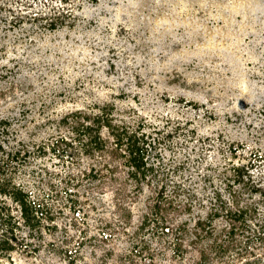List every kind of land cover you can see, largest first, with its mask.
<instances>
[{"label": "rangeland", "instance_id": "1", "mask_svg": "<svg viewBox=\"0 0 264 264\" xmlns=\"http://www.w3.org/2000/svg\"><path fill=\"white\" fill-rule=\"evenodd\" d=\"M1 188L0 264H264V0H0Z\"/></svg>", "mask_w": 264, "mask_h": 264}, {"label": "trees", "instance_id": "2", "mask_svg": "<svg viewBox=\"0 0 264 264\" xmlns=\"http://www.w3.org/2000/svg\"><path fill=\"white\" fill-rule=\"evenodd\" d=\"M130 137V135L127 137V139ZM136 140V139H135ZM134 138H132L128 143L127 142H124L122 141L121 137L117 138V147H120L122 143H125V148L127 150V155H128V160L131 161V163L135 166V168H137L136 170H134V172L132 171V174L131 176L132 177H137L136 173L137 172H141L143 175L145 174L146 170L147 169H150L151 167H149V165H146L145 164V160H144V152L141 151V147H139L138 145H136V142H135ZM129 144V145H128ZM123 154V153H122ZM100 176V175H99ZM103 176V175H101ZM104 177V176H103ZM14 188V187H13ZM2 190V188L0 189ZM18 190L17 193L16 191H11L10 190V193L11 195L13 194V199L18 201L19 204H20V210H21V215L22 217H24V222L25 223H30V219H31V212H32V202L30 200L32 199H27L26 195L28 196V193H26L23 189H16ZM35 204V202H34ZM38 210L40 211L41 215L43 214V212L45 211V215L46 216H50V219H51V215H50V208H48L46 206V208H41V207H38ZM226 213L228 215V217L230 218V216H232V219H234V221L236 219H239L240 217L243 216V211H233L231 212V210H226ZM33 215V214H32ZM39 217V215L37 216V218ZM232 226H234V222L232 221ZM232 230V227L230 229V232Z\"/></svg>", "mask_w": 264, "mask_h": 264}, {"label": "bare ground", "instance_id": "3", "mask_svg": "<svg viewBox=\"0 0 264 264\" xmlns=\"http://www.w3.org/2000/svg\"><path fill=\"white\" fill-rule=\"evenodd\" d=\"M200 1V0H199ZM262 8V7H261Z\"/></svg>", "mask_w": 264, "mask_h": 264}]
</instances>
